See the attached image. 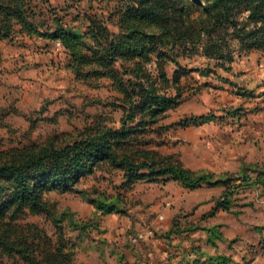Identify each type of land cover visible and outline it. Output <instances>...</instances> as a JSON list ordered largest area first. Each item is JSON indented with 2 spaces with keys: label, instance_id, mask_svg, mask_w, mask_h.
<instances>
[{
  "label": "rangeland",
  "instance_id": "374dc122",
  "mask_svg": "<svg viewBox=\"0 0 264 264\" xmlns=\"http://www.w3.org/2000/svg\"><path fill=\"white\" fill-rule=\"evenodd\" d=\"M137 1L48 3L63 8L57 13L69 27L80 30L85 13L97 15L108 30L118 33L120 11ZM142 26L145 31L157 30L152 24ZM21 33L0 38V156L111 129L127 133L114 144L117 154L153 150L174 154L185 166L212 172L214 178L224 177L225 172L240 177L230 183V210L214 211L223 185L193 188L182 193L190 205L169 216L170 225L165 224V208L173 206V192L180 188L177 183L172 182L169 189L161 185L163 179L154 184L143 180L125 184L124 169L102 160L73 187L45 190L44 210L35 212L26 206L0 218V223L11 225L15 243L12 255L0 250V264H33L31 253L36 264H48L39 261L43 255L60 264H173L180 256L183 261L178 264L194 259L198 264H264L263 51H240L232 39L231 61L207 58L201 48L197 52L166 48V56L156 51L146 61L128 59V68L141 63L148 84L161 92L178 93L179 99L151 127L135 126L139 119L123 127L128 84L125 91L113 78L84 77L88 66L77 76L59 40ZM121 62L117 59L115 66L123 72ZM132 76L127 73L124 78ZM192 116L207 119L187 121ZM245 175L247 180H242ZM211 201V209L197 212L199 205ZM174 222L181 224L178 232L195 223L205 227L172 236L177 231ZM216 226L223 234L218 232L214 239L225 238L210 244L207 232ZM28 243H32L30 254L16 252Z\"/></svg>",
  "mask_w": 264,
  "mask_h": 264
},
{
  "label": "trees",
  "instance_id": "16d2710c",
  "mask_svg": "<svg viewBox=\"0 0 264 264\" xmlns=\"http://www.w3.org/2000/svg\"><path fill=\"white\" fill-rule=\"evenodd\" d=\"M56 8L48 0H0V38H14L22 32L29 37L59 40L68 51L70 68L77 76H82V67L88 66L90 69L84 77L113 78L125 91L128 84L131 89L125 95L130 99L121 118L123 127L136 119L140 122L135 126L151 127L179 99L178 93L161 92L148 84L141 63L128 68L125 64L128 59L141 57L146 61L149 54L156 51L166 56V48H180V52H197L201 48L207 58L231 61L232 39L238 42L240 51L264 52V0H138L135 4L127 3L120 11L118 20L122 28L118 33L108 30L97 15L85 13L80 30L69 27L57 13L63 8ZM150 24L157 30H143L142 25ZM117 59L122 61L123 72L115 66ZM127 73L133 75L132 78H124ZM206 119V116H192L187 121L204 122ZM126 134L108 129L64 144L51 142L37 150H16L7 158L0 156V218L20 212L26 206L35 212L44 210L45 190L73 187L84 172L107 159L124 169L125 184L161 178L176 180L191 189L223 185L214 211L230 210L233 193L230 183L240 176L225 172L224 177L214 178L212 172L185 166L174 154L162 155L153 150L117 154L114 144ZM247 178L241 176L242 180ZM12 232L8 222L0 223V250L9 255L15 252ZM30 245L32 243L25 244L16 252L30 254ZM35 245L38 249L39 244ZM31 254L29 262L36 264L33 261L36 256ZM41 260L60 264L50 255H43ZM188 264L198 262L194 259Z\"/></svg>",
  "mask_w": 264,
  "mask_h": 264
},
{
  "label": "crops",
  "instance_id": "0c3cea01",
  "mask_svg": "<svg viewBox=\"0 0 264 264\" xmlns=\"http://www.w3.org/2000/svg\"><path fill=\"white\" fill-rule=\"evenodd\" d=\"M42 39V38H41ZM157 179H161V178H157ZM157 179L156 180H148V179H140L139 180V182L140 181H149L150 183H152V184H154V182H157ZM172 182H174V183H177L179 186H180V188H177L176 189V191H174L173 193L175 194V195H173V196H175V197H173V200H172V207H167V208H165V210H166V215H167V218L166 219H168L167 220V222H165V224L167 223L168 224V222H169V220H170V218H169V216L171 217V215H173L174 213H176L177 211H179L180 209H184V208H188L189 207V205H190V199H187V201H186V203L183 201L184 199L181 197L182 196V193H186L187 191H190L191 192V188H187V187H184L180 182H178V181H176V180H172V179H169V180H166V181H164V180H162V186H164V188H167V189H169V187H170V185H171V183ZM172 190H174V189H171V191ZM188 195V194H187ZM198 200V199H197ZM215 201V200H214ZM214 202L213 201H211V202H209V203H205V204H201V205H199V209L197 210V212H200V211H204V208H208V209H211V207H213V204ZM177 215V214H176ZM172 221V220H171ZM170 221V222H171ZM169 222V223H170ZM170 225H171V223H170ZM189 225H191V224H189ZM200 225V226H199ZM181 227V224H180V222H176V229H177V231L176 232H172V236H179L181 233L184 235V234H187V233H191V232H195V231H201V230H203V227H205L204 225H202V224H197V223H195V224H193L192 226H189L190 228H185V229H182L180 232H178L179 231V228ZM207 227V226H206ZM209 227H212V226H209ZM216 228L217 229H213L211 232H207L208 233V240H210L209 241V243L210 244H216L217 243V241H219V240H224V236H223V238H221V239H219V238H215L214 239V235H216V234H218V232H221V234H223L222 233V230H220L217 226H216ZM193 230V231H190V230ZM219 229V230H218ZM227 240V239H226ZM185 249H187V247L185 248ZM197 249H198V247H197ZM207 254V253H206ZM209 254V253H208ZM207 254V255H208ZM193 255V254H192ZM221 256H224V254H220ZM213 257H216V256H213ZM225 257V256H224ZM179 261H183V257L182 256H180V258L177 260H175L174 262H173V264H178V262Z\"/></svg>",
  "mask_w": 264,
  "mask_h": 264
},
{
  "label": "built area",
  "instance_id": "2783aa9c",
  "mask_svg": "<svg viewBox=\"0 0 264 264\" xmlns=\"http://www.w3.org/2000/svg\"><path fill=\"white\" fill-rule=\"evenodd\" d=\"M135 240L137 239V238H134Z\"/></svg>",
  "mask_w": 264,
  "mask_h": 264
}]
</instances>
